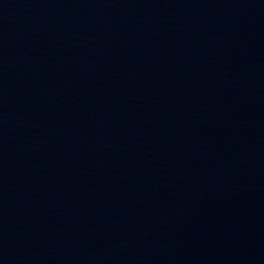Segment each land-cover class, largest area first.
Wrapping results in <instances>:
<instances>
[{
    "label": "water",
    "instance_id": "water-1",
    "mask_svg": "<svg viewBox=\"0 0 264 264\" xmlns=\"http://www.w3.org/2000/svg\"><path fill=\"white\" fill-rule=\"evenodd\" d=\"M0 264H264V0H0Z\"/></svg>",
    "mask_w": 264,
    "mask_h": 264
}]
</instances>
